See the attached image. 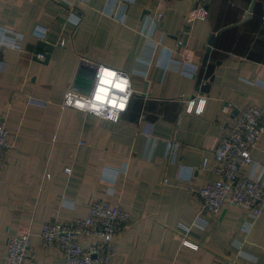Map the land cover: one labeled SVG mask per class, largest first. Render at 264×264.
<instances>
[{
	"label": "crops",
	"instance_id": "1",
	"mask_svg": "<svg viewBox=\"0 0 264 264\" xmlns=\"http://www.w3.org/2000/svg\"><path fill=\"white\" fill-rule=\"evenodd\" d=\"M253 1L208 0V19H198L196 0H0V119L11 144L0 170V264L8 237L24 231L29 264H66L43 247V225L85 217L93 200L130 213L111 264H264V206L258 217L234 204L212 215L192 189L216 178L212 153L231 119L253 104L264 111V0L245 19ZM39 41L53 45L47 62ZM98 65L132 80L118 122L63 104L69 87L88 90ZM203 97L204 111L189 113ZM252 158L251 179L264 135Z\"/></svg>",
	"mask_w": 264,
	"mask_h": 264
},
{
	"label": "built area",
	"instance_id": "2",
	"mask_svg": "<svg viewBox=\"0 0 264 264\" xmlns=\"http://www.w3.org/2000/svg\"><path fill=\"white\" fill-rule=\"evenodd\" d=\"M262 7L261 19L264 25V2ZM209 13L208 0H196L194 17L208 19ZM161 16L162 14H159L158 18ZM178 43L182 44L183 41L179 40ZM37 57L44 59L45 54L39 53ZM101 67L115 69L119 75L127 77L130 81L128 91L131 92V95L126 108L119 112L118 120H110L118 122L121 115L127 110L134 91L132 80L124 71L108 65H98L90 91L79 92L75 87H69L65 97L67 93L72 92L78 97L91 98L99 83ZM65 97L63 104L69 106L66 104ZM232 107V103H226L223 111L229 112ZM193 111H195L194 108ZM263 112L260 106L253 104L233 117L227 132L222 136L218 147L212 153L213 166L210 167L209 157L203 159L202 168L210 167L216 175L215 179L208 180L205 185L192 188L201 199L203 211L218 215L223 208L234 204L247 209L254 217L261 214L264 206V184L262 182L264 162L260 165V173L256 178L251 179L243 172L253 162L252 152L264 135ZM106 116L107 112L105 111L98 117L106 119ZM10 147L7 123L5 119H0V170L5 164V152ZM179 148V142L172 141V139L167 141L168 150L178 151ZM245 153L247 155H244ZM65 171L71 173L72 168L66 167ZM129 221L130 213L121 206H114L105 200H93L85 217H72L68 221L56 219L46 221L41 231L42 245L45 248H56L63 255L66 264H111L116 253L117 234L122 229L121 227L126 226ZM183 243L195 249L198 248V245L186 238L183 239ZM30 248L31 234L29 231L10 235L7 239L5 264H29L32 259Z\"/></svg>",
	"mask_w": 264,
	"mask_h": 264
},
{
	"label": "clouds",
	"instance_id": "3",
	"mask_svg": "<svg viewBox=\"0 0 264 264\" xmlns=\"http://www.w3.org/2000/svg\"><path fill=\"white\" fill-rule=\"evenodd\" d=\"M129 87L130 81L127 77L119 75L115 69L101 67L99 69V83L91 98L78 97L69 92L66 94L65 101L69 106L92 112L98 116L103 115L106 111V119L118 120L119 112L126 108L131 95V92L128 91ZM206 103L207 100L204 98L199 100L198 105L192 101L188 105V111L191 113L195 108L196 114L199 115L204 111Z\"/></svg>",
	"mask_w": 264,
	"mask_h": 264
},
{
	"label": "water",
	"instance_id": "4",
	"mask_svg": "<svg viewBox=\"0 0 264 264\" xmlns=\"http://www.w3.org/2000/svg\"><path fill=\"white\" fill-rule=\"evenodd\" d=\"M254 5H255V0L252 2L251 6L249 8V12L247 13L245 19H248L252 15ZM213 37H214V33L211 34L209 41H208L209 46L207 48V54L205 55V62L208 59L210 51H211V45H212ZM52 49H53V45H51L45 41H39L37 54L44 53V51L47 52V53H44L45 54L44 62H47L49 60L50 52L52 51ZM82 71H83V69H81V72ZM93 82H94V77L91 79V81L88 83L87 86L84 85L88 89L85 92L90 91V89L92 88ZM75 85L76 86H83V84L81 82H79V79L76 81Z\"/></svg>",
	"mask_w": 264,
	"mask_h": 264
},
{
	"label": "trees",
	"instance_id": "5",
	"mask_svg": "<svg viewBox=\"0 0 264 264\" xmlns=\"http://www.w3.org/2000/svg\"><path fill=\"white\" fill-rule=\"evenodd\" d=\"M262 20V19H261Z\"/></svg>",
	"mask_w": 264,
	"mask_h": 264
}]
</instances>
